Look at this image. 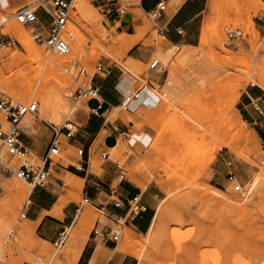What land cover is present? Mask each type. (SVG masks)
Here are the masks:
<instances>
[{
	"label": "rangeland",
	"instance_id": "obj_1",
	"mask_svg": "<svg viewBox=\"0 0 264 264\" xmlns=\"http://www.w3.org/2000/svg\"><path fill=\"white\" fill-rule=\"evenodd\" d=\"M100 1L85 2L88 12L99 15L95 25L84 17L77 18L71 6V19L64 34L70 42V53L89 75H81L79 67L70 65L69 82L58 86L66 112H54L43 120L40 113L43 106L38 102L40 117H28L33 122L31 126L26 124L28 118L24 120L23 138L31 150L30 158L39 162L61 127L69 125L75 134L74 140L81 138V128L91 111L85 100L74 97L79 85L89 87L92 78V84L99 78L106 82L102 91L106 89L115 98H121L125 93L119 86L128 93L129 89H139L164 77L149 69L152 60L159 59L166 68L179 62L191 69L192 58L197 52L202 53L204 63H199L185 76V84L178 79L181 87L175 85L179 91L175 97L153 95L132 111L116 106L106 114L109 121L130 131L129 139L120 138L119 146L110 151V161L126 166L128 182L133 186L139 188L136 182L145 185L144 189L139 188L142 192L139 200L142 206H145L143 202L153 206L155 225L151 233L140 234L127 227L132 215L120 224L110 222L97 203L91 202L77 216L74 214L62 229L66 233L63 244H56L58 236L45 239L29 209L24 208V203L29 198L33 201L36 192L32 193L29 184L12 171L21 161L8 155L0 142V264H82L74 253L77 241L87 239V245L94 243L101 249L106 246L102 238L93 241L92 233L98 225L100 229L109 225L121 232L119 242L110 246L111 254L125 258L127 264H264V193L259 195V187L255 191L252 186L256 177L264 175V142L259 137V133H264V109L261 106L262 113H259L252 104L264 101V24L260 21L264 18V0H198L205 11L200 17V38L195 46L172 44L161 33L162 18L154 20L140 6L124 16L125 26L115 27L109 23ZM40 2L0 0V38L10 41V45L0 46V68L6 72L13 68L14 72L27 73L36 87L42 83L46 65L30 59L19 62L18 58L26 56L27 52L14 28L15 24L22 25L16 19L18 10L24 6L37 9ZM166 6L168 11L171 3ZM136 26L144 29V35L135 30ZM24 27L28 37L44 53L65 57L36 42L32 29ZM234 30H241L243 38L229 39L228 31ZM74 36L77 38L71 40ZM77 39L81 45H77ZM99 63L111 67V76L97 74ZM124 65L130 67V71ZM9 89L0 85L1 91L23 102L35 101L24 100ZM238 119L242 131L250 134L252 142L244 139L234 127ZM65 133L63 130L59 134L61 152L53 156V178L46 188L53 191L55 199L67 203L63 210L53 207L41 216L44 213L63 218L65 209L80 205L85 197L87 180H83L79 192H70L64 186L68 178L64 175L76 160H82L79 148L70 145ZM105 134L107 132L101 137ZM134 139L140 142L133 145ZM102 142L100 138L92 148L90 169L96 175H101L108 163L102 161L98 153ZM17 181L27 188L28 195L14 202L17 215L9 216L8 188ZM238 185L240 190H236ZM207 191L211 196L212 191L221 192L223 202L214 201ZM23 213H27V218L22 217ZM85 214L88 218L84 228L80 233L74 232L76 223ZM25 226L32 230L29 243L22 242L18 236V230ZM56 228L52 223L49 230L54 233ZM127 229L146 245L140 256L119 252L125 247Z\"/></svg>",
	"mask_w": 264,
	"mask_h": 264
},
{
	"label": "built area",
	"instance_id": "obj_2",
	"mask_svg": "<svg viewBox=\"0 0 264 264\" xmlns=\"http://www.w3.org/2000/svg\"><path fill=\"white\" fill-rule=\"evenodd\" d=\"M142 1L143 0H111L109 1L112 4L111 14L118 17H124L129 13L130 9L135 8L136 6L141 7ZM166 7L165 1L161 0L156 8L150 10L148 13L154 20H157L162 17V14L166 11ZM40 9L45 11L49 19L47 32H44L39 22L38 11ZM70 9L71 1L69 0H41L40 6L37 9H34L32 6H24L18 10L16 13V19L19 23L32 29V37L36 42L44 44L56 54L64 56L70 53V43L64 35L71 19ZM260 21L264 24V18H260ZM165 32L164 29H161L163 35H165ZM177 33L183 35L184 29L178 28ZM227 35L231 40L243 38V32L241 30L228 31ZM71 40H74V37H71ZM9 43V39L0 38V46H6ZM191 61L194 65L191 69H188L186 66L180 65L179 62H174L172 66L166 68L159 59L152 60L149 69L163 74L164 77L158 81L148 82L139 89H129L128 93L123 94L119 107L124 111H132L139 104L150 100L153 95H158L161 98L175 97L179 92L175 85L181 87L178 79L185 84V76L190 72H193L194 68L199 66V63H204V56L202 53L197 52ZM73 64L80 68L81 75H89L88 71L81 67L79 62L75 61ZM96 72L98 75L109 77L112 74V69L109 66L99 63L96 66ZM92 79L89 87L79 85L78 89L74 92V97L77 99H83L86 102L89 100H96L98 103L95 107L91 108V112L96 116H104L108 112L109 105L103 100L102 87L97 84H92ZM252 104H254V109L256 111L262 113L261 105L258 102H253ZM28 116L31 118H39L38 102L32 101L26 103L0 90V142L8 155L16 157L21 161L20 166L16 170H11L20 179L27 182L33 192V190L37 188H46L50 183V180L53 178V156H58L60 154L62 145L59 139V134L62 133L63 130H66L65 136L68 140H72L75 134L72 132L71 128H69V125L58 129L57 137L52 141L48 152L39 162H35L30 158L31 150L23 138L22 123ZM105 119L107 120V118ZM121 138L127 140L129 139V136L124 133ZM135 144L136 142H134L133 145ZM118 145L119 143H117V146ZM78 154L83 156L84 149H78ZM101 159L102 161H109L110 152H103L101 154ZM114 165L118 172V179L121 182L128 181V171L126 166L120 162H114ZM240 189V185L236 186V190ZM84 196L83 202L80 205H76V216L83 210L86 204L91 203L90 198L86 195ZM31 205L32 200L29 198L24 203V208L28 210ZM117 206H119V204H117ZM128 207L129 210L127 211L126 217L111 219L115 223L120 224L121 221L127 219L131 215L133 218L141 216L146 210V208L141 205L138 196L129 201ZM105 216L107 217L106 214ZM22 217L27 218V213H23ZM106 227L107 226H104L100 229V225L96 226L93 230L92 236H94L95 239L102 238L105 242L118 243L121 232L118 230L114 231L111 227ZM65 234L66 233L63 232L60 235L56 244H63Z\"/></svg>",
	"mask_w": 264,
	"mask_h": 264
},
{
	"label": "crops",
	"instance_id": "obj_3",
	"mask_svg": "<svg viewBox=\"0 0 264 264\" xmlns=\"http://www.w3.org/2000/svg\"><path fill=\"white\" fill-rule=\"evenodd\" d=\"M160 1L161 0H143L141 8L148 13L150 10L156 8ZM162 1H165V3H171L169 10H166L161 17L162 29L166 31L164 36L175 45H197L199 42L201 29L200 17L205 11V8L200 5L199 2H197L198 0H185L178 5L175 3L176 0ZM100 4L109 16L108 19L110 24L114 25L115 27H119V24L120 26H125V23H123L125 17H118L111 14V3L109 1L101 0ZM38 17L44 32H47V28L49 26L47 14L44 10L40 9L38 11ZM178 28L184 29L183 35H179L177 33ZM105 83V80L99 78H97L95 82L93 81V84H99L102 89L104 88ZM114 88H120L124 93L127 92L121 86H119V88ZM102 97L103 100L109 105L108 112L111 111L112 108L116 106L118 107L122 99V97L115 98L108 91H106V89L102 91ZM97 103L98 102L96 100L87 101V106L90 111L92 107L97 105ZM260 105L264 109V101L263 103H260ZM104 117L106 118V114L104 116H96L91 112L81 128V138L79 140H74V138L70 140V145L79 149H84V155L81 156L82 160H76V163L71 165L68 174H74L84 181L87 180L84 195L88 196L91 202L97 203L100 210L107 215V220L114 222L112 219L126 217L129 201L136 196L140 198L142 196V192L139 189L140 187L137 188L128 181L121 182L118 179V172L115 168L114 162L110 160L106 165H104L103 173L101 175H96L91 171L90 160L93 155L92 148L100 138L103 140L98 151V153L101 155L105 151L110 152L111 150L117 148L119 146H117V143H119L122 134L125 133L130 137V131L128 128H123L117 122H112L108 119L106 120ZM104 132H107V134H105V137L102 138L101 136ZM259 137L264 142V133H259ZM134 142L138 143L140 141L134 139ZM68 174L64 175V178H67ZM52 187L55 186L53 185ZM32 193H35V197L32 201L33 205H35V208H33V205L30 206L31 208H29V213L34 221L39 222L41 220L39 228L43 233V237L45 239L54 238L57 236L60 237V235L63 233L62 229H64V227L71 222L75 214L76 206L72 205L70 209H65L63 218L46 216L47 214L44 213H49L52 211L53 207H56V204L59 202V200L55 199L56 197L54 196L53 191L49 188H37L33 190ZM143 203L145 205L144 207L146 208L145 212L139 217L131 218L127 223V227L134 228V230H137L140 234L145 232L148 233L156 218V215L154 216L153 206L147 202ZM117 204H119V206H117ZM42 212L44 213L41 216ZM52 223L57 225L56 231L54 233L49 230L50 224ZM110 227L111 226L107 225L106 228ZM95 240L96 239L94 238L93 241ZM105 243V248L101 249V253L98 258L95 259L94 264H127L125 262V258H122L120 255L111 254L112 248L110 246L112 242ZM97 250V244H88L80 257L81 263L91 264L96 256Z\"/></svg>",
	"mask_w": 264,
	"mask_h": 264
},
{
	"label": "bare ground",
	"instance_id": "obj_4",
	"mask_svg": "<svg viewBox=\"0 0 264 264\" xmlns=\"http://www.w3.org/2000/svg\"><path fill=\"white\" fill-rule=\"evenodd\" d=\"M183 1H185V0H176L175 3L178 5V4L182 3ZM85 2H86V0H71V6L75 9V14H76L77 18L80 19V18L84 17V18H86L89 21L90 24L95 25L94 23H97L99 21V15L94 13V12H88L86 10ZM1 19L2 18L0 16V21H1ZM143 23L144 22H142V24ZM135 30L137 32H142L144 29L141 28V27H137L136 26ZM14 31L16 32V34L18 35L19 39L23 43V45H24V47L26 49V52H27L26 56H22L21 58H18L19 62H21L23 60L30 59L32 61L40 62V63L46 65V67L44 69V72H42V83H41V85L39 87H36L35 83H33L31 80H30L31 82L29 81L27 73H24V72H21V71L14 72L12 70L13 68H10V70L8 69L7 72H11L12 73V71H13L14 73H12V74L10 73L11 75L9 77H5V74L7 72L0 68V85L1 86L3 85L5 87L8 86V88L10 87L11 91L14 94H16L17 96H20L24 100L35 99V102H40L42 104V106H43L42 110L40 112L41 113V118L43 120L47 119L50 116V114H52L54 112L61 111V110L66 112L67 108L64 105V101H61L62 97H61V95H59L58 86L59 85L66 86L67 83L69 82V76L68 75L71 73L70 72V65L73 64V62L75 61V58L73 57V55L71 53H69L67 55H64L65 56L64 58H60V57H57L55 55H50V54L44 53L28 37V35L26 34V29L23 26V24L22 25H16L15 24ZM141 35H144V32H142ZM74 38H77V37L74 36ZM76 41H78L77 45H81L82 44L79 39H77ZM133 45H131V47ZM70 51H71V47H70ZM160 51H164V50L161 49ZM58 56H60V55H58ZM122 66H123V64H122ZM129 68L126 67L127 70ZM129 71H130V69H129ZM256 77H258V76H256ZM260 77H262V76H260ZM262 80H264V79H262ZM237 100H238V94H236V96H235V101H237ZM60 113H62V112H60ZM238 120H236V122L234 123V127L238 128L240 130V133L242 134V137L244 139L252 142V137L250 136V134L247 133V131L246 132L242 131V129L240 127V122L241 121H240V119H238ZM26 124L28 126H31V124H33V122H32L31 119L28 118L26 120ZM252 132H255V131L253 130ZM64 182H65L64 186L67 188V190L70 191V192H74L75 193V192H79V190L81 189V184H82L83 180L80 179L78 176H76L74 174H68V178ZM135 182H136V180H135ZM137 183H139V184H137ZM136 184L139 185L138 187H141L142 189L145 188V185L140 183V182H136ZM252 186L254 187V189L259 187V190H257V191H258L259 195L262 196V194L264 193V175L256 177V179H255L254 183L252 184ZM8 189H9L8 190L9 191V194H8L9 196H8V199H7L8 200L7 212H8L9 216H11V215L12 216H16L17 215V209H16V206L14 205V202L16 200H18L19 198L24 199L25 198L24 196L28 195V191H27V188L23 184H20L18 181H17V183L13 184ZM208 191H209V189H208ZM208 191H207L208 196H211V194H210L211 192L209 193ZM255 191H256V189H255ZM212 192L214 194H212L213 196H211V198L214 201L223 202V200L220 199V198L223 197L221 192H219V191H212ZM247 200H248V198H247ZM19 202L21 203V201H19ZM66 203L67 202L65 200H63V199L60 200L56 204V209L63 210L64 207L66 206ZM18 205H19V203H18ZM20 205L18 207H20ZM229 205H230V203H229ZM82 217L83 218L79 222H77L76 225H75L76 227H75V231L74 232H76V233H80L82 231V229L84 228V225L86 224V221H87V218H88V214H85ZM40 222H41V220L39 222H37L36 224L39 225ZM154 225H155V222H154L153 226L151 227V229L149 230L148 234L151 233V231L153 230ZM216 234H218V233H216ZM134 235L135 234L130 229L126 230L125 237H124V243H123V245L125 247L121 248L119 250V252L126 253L127 255L131 254V255H136V256L139 255L140 256L142 254V252L145 251L146 245L141 243L140 241L136 240ZM18 236H20L19 238L22 240V242L29 243V241L32 238V230L30 228H28L27 226L22 227L21 229L18 230ZM174 240H175V238H174ZM207 242H208V240H207ZM36 246H37V244H36ZM86 246H87V239L79 240V241L76 242L74 253L77 255L78 259H80V257L82 255L83 251L85 250ZM100 253H101V248H98L96 256H95L94 260L91 262V264H94L95 259L98 258ZM145 254H143V255H145ZM147 254H148V252H147ZM52 255L54 256V254H52ZM28 261L30 262V260H28Z\"/></svg>",
	"mask_w": 264,
	"mask_h": 264
}]
</instances>
